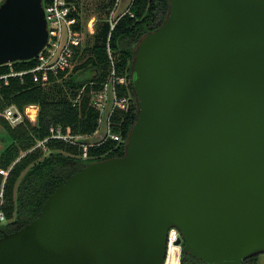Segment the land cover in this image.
<instances>
[{
  "label": "water",
  "instance_id": "water-1",
  "mask_svg": "<svg viewBox=\"0 0 264 264\" xmlns=\"http://www.w3.org/2000/svg\"><path fill=\"white\" fill-rule=\"evenodd\" d=\"M137 44L125 154L59 185L0 237V264H164L177 228L211 264L264 253V0H169ZM50 36L43 0L0 4V65Z\"/></svg>",
  "mask_w": 264,
  "mask_h": 264
},
{
  "label": "trees",
  "instance_id": "trees-1",
  "mask_svg": "<svg viewBox=\"0 0 264 264\" xmlns=\"http://www.w3.org/2000/svg\"><path fill=\"white\" fill-rule=\"evenodd\" d=\"M115 2L105 0L101 5L95 32L87 44L76 47L75 59L78 58L80 63L67 78V71H61L58 76L39 71L38 79L34 73L28 72L10 76L8 83L3 80L0 111L15 105L24 112L26 106L37 104L39 113L36 122L26 118L15 126L0 115V140L4 142L0 150V237L36 218L48 195L81 168L96 160L125 154L126 141L138 112L131 83L134 50L143 36L163 23L170 2L131 0L127 11L111 30L108 18ZM72 16L76 18L74 29L82 39L83 25L77 10ZM108 42L116 64L129 75L128 84L119 86V93L130 95L131 104L127 109H115L110 116L111 133L120 139L105 134L93 143H86L83 138L72 143L52 137V127H61L66 135L89 136L97 131L100 113L91 98L92 93L102 87L109 71ZM37 63L38 59L33 58L15 61L13 67L19 72L32 69ZM10 70L8 63L0 65V75ZM45 139L46 149L37 146ZM84 146H87L86 156ZM259 255L249 256L242 264H258ZM181 264L211 263L185 252L182 243Z\"/></svg>",
  "mask_w": 264,
  "mask_h": 264
},
{
  "label": "built area",
  "instance_id": "built-area-1",
  "mask_svg": "<svg viewBox=\"0 0 264 264\" xmlns=\"http://www.w3.org/2000/svg\"><path fill=\"white\" fill-rule=\"evenodd\" d=\"M76 0H43V6L48 21V28L50 36L47 44L35 57L38 59L37 65L29 70L16 72L13 67V63L10 65V72L4 75H0V87L3 80L8 83L10 76L23 75L31 72L35 74V79H38L37 72L43 71L45 74L52 72L58 76L61 71H67L72 68L76 54V47L82 44L80 35L74 29V23L76 18L72 16V12L76 9ZM120 0H117V3ZM4 0H0L2 4ZM110 14L108 20L111 23V30L115 27L119 16ZM89 31L95 32V22L93 19L89 23ZM108 53L110 56V67L106 77V80L102 83V87L99 90H95L92 93L91 102L95 108L99 110V127L96 132L100 130L102 126L107 129L106 134H110L115 139H120L116 134L111 133L110 116L115 109H127L131 104L130 95L120 94L119 86H126L128 84L129 75L128 72L121 71L116 64L114 51L108 42ZM67 75V74H66ZM46 76V75H45ZM39 113V106L37 104H30L25 107V111H20L15 105L7 107L5 110L0 111V115L5 117L11 125H17L28 118L32 122L37 121ZM52 137L68 140L72 143H77L83 135H66L62 132L61 127H52ZM95 132V133H96ZM46 139L38 142L37 146H42L46 149ZM84 156L87 155V146H84ZM2 196V194H0ZM3 218V215H2ZM176 230L181 236L177 228H171L168 234V245L170 240V234L172 230ZM168 251V246H167ZM182 243L179 244V264H181ZM167 260V257H166ZM166 260L164 264H166Z\"/></svg>",
  "mask_w": 264,
  "mask_h": 264
},
{
  "label": "rangeland",
  "instance_id": "rangeland-1",
  "mask_svg": "<svg viewBox=\"0 0 264 264\" xmlns=\"http://www.w3.org/2000/svg\"><path fill=\"white\" fill-rule=\"evenodd\" d=\"M131 0H120L117 3H114V5L111 8L110 14L114 11L113 14H116V16H119L121 13H124L127 11V8L130 4ZM75 6L77 12L80 15L81 22L83 25L82 30V46L87 44V42L91 39V33L89 31V23L90 20L93 19L94 22L97 20V16L101 13V5L105 3V0H76ZM109 14V17H110ZM79 59H74L73 66L67 73V78L71 72L74 70V68L79 64ZM107 133V129L105 126H102L98 132H96L93 135L82 137L83 141L86 143H93L98 140H100L105 134ZM4 145V142L0 140V150L2 149ZM1 203V198H0ZM179 239L178 232L174 229L172 230L170 234V240H169V249H168V258L166 260V264H178L179 263V244L177 243V240ZM258 264H264V253H260L259 255V261Z\"/></svg>",
  "mask_w": 264,
  "mask_h": 264
},
{
  "label": "bare ground",
  "instance_id": "bare-ground-1",
  "mask_svg": "<svg viewBox=\"0 0 264 264\" xmlns=\"http://www.w3.org/2000/svg\"><path fill=\"white\" fill-rule=\"evenodd\" d=\"M179 264V263H178Z\"/></svg>",
  "mask_w": 264,
  "mask_h": 264
}]
</instances>
